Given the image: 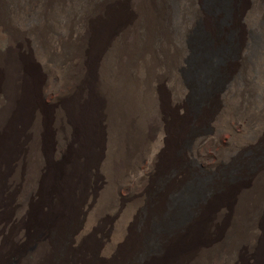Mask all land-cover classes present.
<instances>
[{
  "label": "bare ground",
  "instance_id": "6f19581e",
  "mask_svg": "<svg viewBox=\"0 0 264 264\" xmlns=\"http://www.w3.org/2000/svg\"><path fill=\"white\" fill-rule=\"evenodd\" d=\"M24 4L0 0L11 47L27 30L0 62V264H264V0Z\"/></svg>",
  "mask_w": 264,
  "mask_h": 264
},
{
  "label": "rangeland",
  "instance_id": "374dc122",
  "mask_svg": "<svg viewBox=\"0 0 264 264\" xmlns=\"http://www.w3.org/2000/svg\"><path fill=\"white\" fill-rule=\"evenodd\" d=\"M21 3L24 6L25 0H21ZM200 4L206 9V11L220 13L219 19L217 20L218 23H223L225 18L230 13L231 0H200ZM19 28L21 29V36L19 35L17 44L11 47L10 38H9L8 33L0 26V62L17 61L19 60L18 58L11 59L7 57V55L11 53L15 54L18 50H21V53L25 52L23 41L27 39V30L23 24L19 25ZM224 35L227 40L226 43H224L222 49H220L218 53H215L216 55L215 54L212 55V56H217L219 60L222 57H225L227 55L231 56L233 54V45L231 43L232 33L225 32ZM201 36L202 38L204 37L202 28L200 27L198 22H195L194 28H193V36L191 39L194 44L192 46L194 47L196 51H197V46L194 43V40L197 41L199 38H201ZM252 36L255 37L253 34ZM253 37L252 39L256 40V37L255 38ZM184 76L186 79H188L187 81L190 82V84L193 86V94L189 102H190V108L192 110H195L197 108V105L200 102V97H201L199 96L200 92L204 87L202 86V81L198 80V77H196L194 70H191V69L186 70L184 72ZM219 81H221L220 78H218L215 81V84H214L215 87L218 86V84H220ZM6 102H7L6 95L3 92H0V108L2 107L3 103H6ZM209 124L200 126V127L191 125L190 126L191 128L189 127L188 129V136L186 137L184 144L188 143V141L190 140L189 138H191L194 133H197L198 131L202 132L203 130L206 131L207 129H209V127H213V124L212 125L211 124L209 125ZM209 148H208V152L212 153V149L211 148L209 149ZM194 157L187 158L183 162L184 167H186L187 171L192 175V179L188 186L192 190L191 195H190V200H192L191 202L197 201L198 198L202 196L203 191H204V186L206 184L205 182L208 181V179H210L212 175L214 174V173H210L209 171L210 169L207 168L197 156L195 158ZM184 198H185V195L182 198H178V196H176L175 194L173 196L170 195L166 203L167 205L168 204L171 205L169 206V208L175 209L174 206L176 205L180 209V207L182 206L184 202ZM167 219L168 220L172 219V215H169ZM151 225L153 229H156L159 227V224L156 221L151 223ZM149 237L148 239L150 242ZM31 258H33V256L32 254H29L27 259L31 260ZM6 264H23V262L21 260L17 261L13 257H11L8 263Z\"/></svg>",
  "mask_w": 264,
  "mask_h": 264
}]
</instances>
